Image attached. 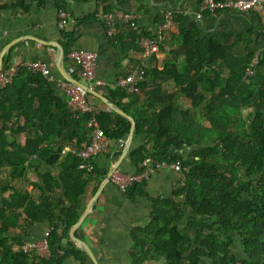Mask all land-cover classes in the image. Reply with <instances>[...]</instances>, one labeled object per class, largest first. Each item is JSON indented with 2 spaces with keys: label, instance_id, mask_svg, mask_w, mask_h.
Instances as JSON below:
<instances>
[{
  "label": "trees",
  "instance_id": "16d2710c",
  "mask_svg": "<svg viewBox=\"0 0 264 264\" xmlns=\"http://www.w3.org/2000/svg\"><path fill=\"white\" fill-rule=\"evenodd\" d=\"M32 1L15 0L0 9L29 14ZM147 1L135 0L139 6ZM54 4L58 13L66 11L69 1L54 0ZM89 18L95 19L84 17L76 24ZM139 34L148 35L140 28ZM72 37V32H61L64 63ZM228 39L214 35L204 40L196 30L183 28L164 36L160 48L172 62L158 75L163 81L171 78L179 89H191L193 100L199 99L191 107H177L176 95L161 84L151 85L155 72L149 65L138 94L107 88L105 99L126 117L112 109L100 111V127L109 145L98 157H119L116 145L127 139L132 118L134 137L141 142L127 155L135 172L146 158L153 164L182 167L167 196L151 198L146 182L134 183L122 193L130 203L142 199L151 207L149 222L131 230L130 264L158 258H164V264H264V116L253 110L245 117L240 114L252 109L251 87L257 76L244 78V72L254 53L235 56L236 43ZM118 50L128 54L138 49L120 39ZM179 56L184 57L186 75L175 64ZM8 64L4 58L3 67ZM226 108L239 113L225 117L220 111ZM87 120V115L73 117L54 85L25 67L0 89V264H62L67 257L87 264V254L69 233L79 220L78 207L88 184L98 187L108 169L99 168L96 157L89 161L92 173H87L79 168L81 159L61 154L64 146L80 141V133L86 140ZM29 174L36 180L31 182ZM55 210L60 211L58 216ZM44 221L51 224L47 235L51 257L20 251L28 237L15 236L14 230ZM236 242L241 244L238 252L233 250Z\"/></svg>",
  "mask_w": 264,
  "mask_h": 264
},
{
  "label": "crops",
  "instance_id": "0c3cea01",
  "mask_svg": "<svg viewBox=\"0 0 264 264\" xmlns=\"http://www.w3.org/2000/svg\"><path fill=\"white\" fill-rule=\"evenodd\" d=\"M14 1L0 0V7L3 5L9 6ZM68 1L66 11L71 14V22L65 32L73 33L68 49H83L95 52L97 77L106 84L111 85L115 77L125 71L127 62L134 61L139 57L138 50L123 54L118 50V45L115 46L108 41L105 37L104 26L100 21L89 18L81 24H76L77 20L92 17L96 11L101 10L106 5H110L112 9L135 13L140 29L146 34L153 33L158 24L161 23L165 10L173 9L175 11L174 23L176 28L172 32H176L178 28L194 29L199 33L200 38L204 40L214 35H225L229 37V43H236L233 53L237 57H242L250 52L254 53L257 50L264 53V26H262L257 14L218 13L213 16L205 14L197 18L194 13L198 0H148L144 6H139L135 0H120L119 2L114 0H92L86 4ZM31 6V13L29 14L20 9H0V53L8 43L15 42L3 57V59H8L9 64L21 67L28 62L42 61L49 66L56 77H61L56 68L58 49L55 44L60 45L61 43V31L57 27L58 19L54 0H34ZM175 19L179 20L178 24ZM171 62L168 52L160 48L159 54L147 62V66L149 65L155 72L154 80L149 82L151 85L161 84L169 94L176 95L175 105L177 107L183 109L191 107V102L195 98L191 89H179L171 78L163 81L158 75L162 73L163 67ZM183 63L184 57L179 56L175 64L178 72L186 75L187 70ZM71 66L69 62L64 63L62 61L61 68L65 73L71 72ZM205 69L209 68L206 67ZM255 75L257 81L251 87L253 91L252 109L242 110L240 112L242 116H246L252 110L261 112L264 116V60L256 69ZM54 89L57 95L64 100V96L55 86ZM107 94L106 90L100 95L105 98ZM90 101L99 107L106 108V104L94 96L91 97ZM233 112H235V115L239 113L236 110ZM22 127L23 120L19 119L18 130H21ZM79 140L80 144L84 143V132L80 133ZM19 141L23 142V140ZM124 143L125 141H121L116 145L117 151H122ZM140 144V139L134 137L133 134L130 149L132 146L136 148ZM117 159L107 160L98 157L96 158V164L99 168L107 171ZM117 170L124 174L135 172L127 156L120 163ZM29 179L32 182L36 180V177L29 174ZM175 180L176 175L169 168H159L154 176L146 182V191L151 198L167 196ZM99 186L97 187L94 182L88 184L79 203V219L89 203L92 202ZM150 210L151 207L148 201L139 199L134 204L130 203L123 197L117 187L109 182L92 203L88 214L74 229L73 236L91 249L99 264H130L131 230L135 226H143L149 222ZM59 214L60 211L55 210V215L58 216ZM50 230L51 224L44 221L33 224L28 228L15 229L14 232L16 233L15 236L25 234L28 237L27 240H36L44 237ZM69 238L72 240L71 232ZM72 241L77 248H80L79 243ZM142 258L144 259L143 256ZM146 263L164 264V258L146 261ZM62 264H78V262L67 257ZM87 264H93L89 258Z\"/></svg>",
  "mask_w": 264,
  "mask_h": 264
},
{
  "label": "built area",
  "instance_id": "2783aa9c",
  "mask_svg": "<svg viewBox=\"0 0 264 264\" xmlns=\"http://www.w3.org/2000/svg\"><path fill=\"white\" fill-rule=\"evenodd\" d=\"M101 10L94 13V18L100 21L105 29V37L113 45H119V40L123 39L126 43L134 44L139 57L126 64L123 73L118 74L113 83L106 84L99 79L96 74L97 57L95 52L77 49L69 50L65 55L66 60L72 65L71 72L67 73L75 76L79 84L70 83L62 77H56L49 66L42 61H32L23 64L32 73L40 74L47 82L52 83L64 96L65 103L73 117L87 115L86 122L87 135L84 143L80 144L77 140L63 147L61 154H71L81 159L83 163L79 166L87 173H92V166L89 163L107 151L109 142L104 137L99 123V113L101 110H109L91 103L89 90L99 94L106 91L107 88H118L126 95L139 93V84L144 79L147 62L160 52V46L164 36L175 30L174 23L175 11L167 9L163 12L162 21L155 28L153 33L148 35L139 34L138 18L135 13L125 12L119 9ZM218 13H254L259 16L262 26H264V0H198L195 10V16L200 18L202 15H216ZM57 27L59 31H65L71 22V14L68 11L57 13ZM263 52L260 50L254 52L249 66L245 69L244 78L255 75L256 69L261 64ZM20 67L13 64L0 68V89L12 82ZM72 78V77H71ZM139 172L124 174L115 170L110 177V181L117 189L124 193L127 187L134 183L147 182L154 176L159 168H169L174 173H181L182 167L179 163H155L150 158L144 159L139 165ZM47 235L36 240H26L19 248L23 253H34L41 259H49L51 250L47 241Z\"/></svg>",
  "mask_w": 264,
  "mask_h": 264
},
{
  "label": "water",
  "instance_id": "95a60500",
  "mask_svg": "<svg viewBox=\"0 0 264 264\" xmlns=\"http://www.w3.org/2000/svg\"><path fill=\"white\" fill-rule=\"evenodd\" d=\"M14 44H15V42H10V43H8L2 49V51L0 53V68L3 65V57H4L5 53ZM55 47L58 49V56H57V60H56V68H57V71H58L59 75L63 79L67 80L70 83L79 84V82L77 80H75L74 78H71L61 68V64H62L63 56H64V50L61 47V45H59L58 43L55 44ZM85 89L89 92L90 95H92V96L100 99L101 101H103L109 109H112V110L116 111L117 113L121 114L122 116L126 117V114L124 112H122L121 110H119L118 108H116L115 106H113L112 104H110L102 95H100L99 93H97V92H95L93 90H89L86 87H85ZM129 119H130V122H131L132 126H131V129H130L129 135L127 136V139L125 140V143H124V146H123V149L121 151L120 156L118 157V159L116 160V162L112 166H110L108 168V172L106 174V177H105L104 181L101 183V185L99 186L98 190L96 191V193L94 195V198L92 199V202L89 203V206L85 209L84 214L82 215V217L78 220V222L72 227V229L70 231L71 232V238H72V240H74L77 243H79L80 249L83 250L87 254L88 258L90 259V261L93 264H99L98 261H97V259H96V257H95V255L93 254V252L91 251V249L84 242L78 240L77 238H75L73 236V231L82 222L83 218L88 214L89 209L92 206V203L96 200L97 196L99 195V193L101 192V190L103 189V187L109 183L110 177L113 174V172L115 170H117V168L119 167L120 163L128 155V152H129V149H130V146H131V142H132L133 132H134V121H133L132 118H129Z\"/></svg>",
  "mask_w": 264,
  "mask_h": 264
},
{
  "label": "rangeland",
  "instance_id": "374dc122",
  "mask_svg": "<svg viewBox=\"0 0 264 264\" xmlns=\"http://www.w3.org/2000/svg\"><path fill=\"white\" fill-rule=\"evenodd\" d=\"M199 102V99H196V100H192V102H191V105L193 104L194 105V103L196 104V103H198ZM221 112V114L223 115V116H235V112H233L232 110H230L229 108L228 109H226L225 111H223V110H221L220 111ZM243 117H245V116H243ZM199 118H200V112H199V110H197V115H196V120H197V122L199 121ZM199 123H200V121H199ZM185 152L187 153V150H185ZM185 152H183L184 154H185ZM174 173V172H173ZM175 175H176V180L180 177V173H174ZM6 195V194H5ZM185 224V222H182V224L181 225H184ZM234 249L233 250H235V251H237L238 252V250L237 249H239V248H241V244H240V242H236L235 244H234ZM131 249H132V246H131Z\"/></svg>",
  "mask_w": 264,
  "mask_h": 264
}]
</instances>
